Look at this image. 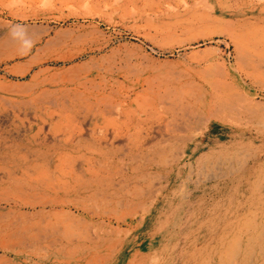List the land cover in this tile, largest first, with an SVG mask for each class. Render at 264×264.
Listing matches in <instances>:
<instances>
[{
	"label": "rangeland",
	"instance_id": "obj_1",
	"mask_svg": "<svg viewBox=\"0 0 264 264\" xmlns=\"http://www.w3.org/2000/svg\"><path fill=\"white\" fill-rule=\"evenodd\" d=\"M0 264H264V0H0Z\"/></svg>",
	"mask_w": 264,
	"mask_h": 264
},
{
	"label": "bare ground",
	"instance_id": "obj_2",
	"mask_svg": "<svg viewBox=\"0 0 264 264\" xmlns=\"http://www.w3.org/2000/svg\"><path fill=\"white\" fill-rule=\"evenodd\" d=\"M217 94V93H216ZM219 94V93H218ZM242 94V93H241ZM203 95V94H202ZM220 95V94H219ZM195 96V95H194ZM198 96V95H197ZM200 96V95H199ZM235 96V95H234ZM203 97V96H202ZM221 97V98H220ZM233 97V96H232ZM243 97V96H242ZM246 97V96H245ZM206 98V97H205ZM201 99L202 98H200V100H198L197 99V97H192V96H190L189 97V103H188V107L190 106L189 104H191V103H194V104H196V103H200L201 104V106L200 107H202V108H206V107H208V108H213V109H215L216 111H222V110H231V109H234V110H236V105H235V102H234V100H231L229 97H227V98H224V97H222V96H217L216 97V99H214V100H212L211 102L212 103H209V104H206V103H202L201 102ZM204 99V98H203ZM234 99V98H233ZM207 100V99H206ZM210 100V99H209ZM178 102V101H177ZM236 102H238V101H236ZM243 102H245V101H243ZM240 103V102H239ZM183 104H185L186 105V103H183ZM251 104V103H250ZM241 105V104H240ZM180 106V105H179ZM243 106V105H242ZM181 107V106H180ZM212 109V110H213ZM183 110V109H182ZM240 110V109H239ZM127 111V110H126ZM184 111H185V109H184ZM209 111V110H208ZM250 111V110H249ZM183 112V111H182ZM189 112V111H188ZM246 112H248V110L246 111ZM116 113H118V111L116 110ZM211 113V112H210ZM249 113V112H248ZM251 113V112H250ZM232 114V113H231ZM243 114V113H242ZM186 115V114H185ZM78 116V115H77ZM102 116V115H101ZM112 116V115H111ZM126 116V115H125ZM244 116V115H243ZM242 116V117H243ZM198 117V116H197ZM237 117H240L239 115L237 116ZM245 117H247V116H245ZM165 118V117H164ZM189 118H190V116H189ZM194 118V117H193ZM158 120V119H157ZM156 120V121H157ZM161 120V119H160ZM117 121V120H116ZM155 121V120H154ZM153 121V123L151 124L152 126H151V130H152V133H154L153 135L154 136H159V134H161L162 133V128H164L163 127V125H160V124H158V122H157V126H156V121L154 122ZM187 122V121H186ZM143 125V124H142ZM158 125H160V126H158ZM166 125V124H165ZM145 126V125H144ZM147 126V125H146ZM178 126V125H177ZM149 127V126H148ZM170 128V127H169ZM103 129V128H102ZM111 129H112V127H111ZM175 130V129H174ZM165 131V130H164ZM115 132H117V131H115ZM146 132V131H145ZM110 134V133H109ZM156 134V135H155ZM171 134V133H170ZM175 134V133H174ZM168 135V134H167ZM102 137V136H101ZM126 138V137H125ZM76 139V138H75ZM74 140V139H73ZM109 140V139H108ZM123 140V139H122ZM147 141V140H146ZM107 142V141H106ZM105 142V143H106ZM149 143V142H148ZM141 144V143H140ZM146 144V143H145ZM135 146V145H134ZM138 147H140L141 148V146H138ZM116 149V148H115ZM107 155V154H106ZM67 156V155H66ZM70 161V160H69ZM157 161V160H156ZM45 162V161H44ZM47 164H48V162H47ZM156 166V165H155ZM29 171V170H28ZM51 171V167H48V168H46V171L44 172V173H49ZM41 171H39L38 172V174L40 173ZM51 172H53V171H51ZM25 174V173H24ZM29 174V175H28ZM37 174V175H38ZM33 174H32V172L30 171L29 173H27V176H29V180H34L36 183H39L40 182V180H38V179H36V178H34L33 176H32ZM41 175H42V173H41ZM25 176V175H24ZM42 177V176H41ZM39 178V177H38ZM27 179H28V177H27ZM51 186H52V184L51 185H45L44 187H46V188H51ZM29 187V186H28ZM42 189V188H41ZM113 198V197H112ZM108 200V199H107Z\"/></svg>",
	"mask_w": 264,
	"mask_h": 264
}]
</instances>
